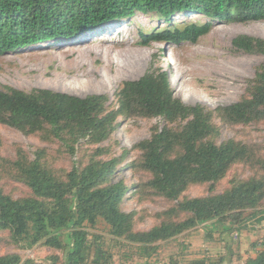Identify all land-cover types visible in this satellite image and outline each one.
<instances>
[{
	"label": "trees",
	"instance_id": "1",
	"mask_svg": "<svg viewBox=\"0 0 264 264\" xmlns=\"http://www.w3.org/2000/svg\"><path fill=\"white\" fill-rule=\"evenodd\" d=\"M138 13L153 14L171 24L140 32V43H194L210 30L213 21L264 19V0H0V54L45 41L75 39ZM178 14L203 15L207 20L172 24ZM232 41L242 50L264 53V39L239 34ZM249 91V96L219 107L217 113L233 123L264 118V64L255 72ZM118 94V111L124 115L161 116L166 121L188 118L180 130L162 128L136 145L140 149L139 166L150 175L146 182L149 191L172 202L162 212V219L148 229H135V212L123 209L129 187L121 180L105 182L113 161L89 160L84 166L74 161L60 178L38 155L30 160L18 152L16 166L31 194L14 198L0 191V230L9 232L13 244L59 250L62 264H109L111 254L104 248L102 236L92 231L99 223L114 241L146 259L160 242L199 224L207 228L208 243H212L214 231L227 234L233 242L246 227L257 228L256 224L264 220V209L260 208L264 155L251 154L239 143L204 142L214 130L211 112L174 97L165 73L124 81ZM103 99L99 94L78 96L49 88L25 91L0 86V122L24 132H37L42 138H55L73 155L79 141L87 138L98 142L113 130L115 114L105 113ZM173 149L176 151L171 152ZM237 162L249 164L255 170L253 175L234 180L220 193L183 195L193 183L211 186ZM224 236L220 240L227 244ZM208 260L197 256L183 261L171 256L169 262L207 264ZM20 263L17 254L0 255V264ZM245 264H264V248Z\"/></svg>",
	"mask_w": 264,
	"mask_h": 264
},
{
	"label": "rangeland",
	"instance_id": "2",
	"mask_svg": "<svg viewBox=\"0 0 264 264\" xmlns=\"http://www.w3.org/2000/svg\"><path fill=\"white\" fill-rule=\"evenodd\" d=\"M183 20L202 22L207 18L203 15L178 14L174 16L172 24L180 25ZM170 25L153 14L138 13L75 39L45 41L20 51L0 54V86L25 91L49 88L78 96L99 94L105 97L102 100L105 113L115 114L113 130L106 138L98 142H89L87 138L79 141L73 155L55 138H42L37 132H24L0 122V191L14 198L31 194L16 166L18 152L25 153L30 160L38 155L42 163L60 178L65 177L74 161L81 166L89 160L113 161L112 172L105 182L121 180L129 187L123 209L135 212V229H148L159 223L162 212L172 202L149 191L146 182L150 175L139 166L140 149L136 145L162 128L180 130L188 118L166 121L161 116H129L118 111V91L123 82L137 80L146 74L157 76L165 73L174 97L211 112L214 130L203 138L204 142L239 143L245 145L251 154L264 155V118L233 123L217 113L219 107L249 96L250 82L264 64V53L242 50L232 40L239 34L264 39V19L213 21L210 30L194 43H140V32ZM104 81L108 84L105 85ZM174 151L176 149L171 150ZM254 172L249 164L237 162L211 186L207 182L193 183L188 185L183 195L197 197L220 193L234 180L246 179ZM260 208L264 209V199ZM256 227L251 230L246 227V231L251 233L256 246L262 249L264 241L263 244L259 242L264 239V220ZM206 230L204 224H199L160 242L147 260L169 263L171 256L180 257L183 261L193 258L196 254L189 253L190 250L208 244L205 241ZM92 231L102 236L103 246L111 254L109 264H135L146 259L138 258L133 249L114 241L102 223ZM224 235L214 231L211 241L220 245V238ZM131 252L134 254L131 255ZM4 254H17L21 258L20 264L63 262L59 250L42 245L20 248L12 243L7 230H0V255Z\"/></svg>",
	"mask_w": 264,
	"mask_h": 264
},
{
	"label": "crops",
	"instance_id": "3",
	"mask_svg": "<svg viewBox=\"0 0 264 264\" xmlns=\"http://www.w3.org/2000/svg\"><path fill=\"white\" fill-rule=\"evenodd\" d=\"M244 233V234H243ZM240 236L237 240L233 241L228 239V235L225 234V239L227 244L224 241H221L220 245H215L213 242L208 243L203 248L197 250H190L189 253L196 254L194 257L202 256L208 257L207 264H245L246 261L250 258H254L257 255V252L260 250L256 246V242H253V237L249 231H241ZM135 264H171L170 262H151L150 260L139 261ZM180 264H183V261H180Z\"/></svg>",
	"mask_w": 264,
	"mask_h": 264
},
{
	"label": "bare ground",
	"instance_id": "4",
	"mask_svg": "<svg viewBox=\"0 0 264 264\" xmlns=\"http://www.w3.org/2000/svg\"><path fill=\"white\" fill-rule=\"evenodd\" d=\"M124 20H125V19H124ZM103 27H105V26H103ZM37 45H38V44H37ZM88 82H89V80H87V83H88ZM103 83H104L105 85L108 84V83H106L105 81H104Z\"/></svg>",
	"mask_w": 264,
	"mask_h": 264
},
{
	"label": "clouds",
	"instance_id": "5",
	"mask_svg": "<svg viewBox=\"0 0 264 264\" xmlns=\"http://www.w3.org/2000/svg\"><path fill=\"white\" fill-rule=\"evenodd\" d=\"M114 23H117V22H114ZM114 23H109V24H107V25H114ZM80 37V36H79Z\"/></svg>",
	"mask_w": 264,
	"mask_h": 264
}]
</instances>
